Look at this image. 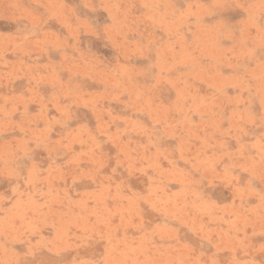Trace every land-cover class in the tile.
Returning <instances> with one entry per match:
<instances>
[{"label":"rangeland","instance_id":"obj_1","mask_svg":"<svg viewBox=\"0 0 264 264\" xmlns=\"http://www.w3.org/2000/svg\"><path fill=\"white\" fill-rule=\"evenodd\" d=\"M0 264H264V0H0Z\"/></svg>","mask_w":264,"mask_h":264}]
</instances>
